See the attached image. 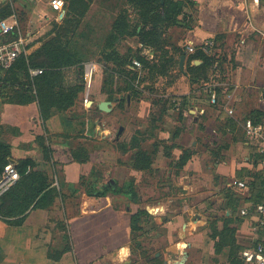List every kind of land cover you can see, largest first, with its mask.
<instances>
[{
  "label": "crops",
  "instance_id": "0c3cea01",
  "mask_svg": "<svg viewBox=\"0 0 264 264\" xmlns=\"http://www.w3.org/2000/svg\"><path fill=\"white\" fill-rule=\"evenodd\" d=\"M184 1L187 4L185 11L188 20H184L186 24L181 26L183 35L178 40V45L183 42L186 45L193 42L200 47L208 40L213 41L214 46L212 51L207 53L208 56L213 57L211 54L215 49L218 52L216 59L224 60V66L219 71L222 78L216 82L222 84L216 87L217 91L225 87L223 91L218 92V95L223 94L221 100L227 96L231 97L232 105L235 107V118L253 110L264 113V0ZM48 3L51 11L58 13L59 18L66 11L65 9L60 13L52 8L50 0ZM45 16L48 18L50 15L46 13ZM20 31L28 41L21 24ZM199 50L206 54L201 48H198L196 52ZM190 54L186 52L185 70ZM196 60L200 61L199 64L203 62L202 59H194V65H199L195 63ZM182 75L188 83L184 82V91L180 93L187 97L186 95L191 91L189 83L191 80L188 74ZM205 84H208V89L205 88L209 93V98L190 94L186 99L189 112L196 114L194 117L196 123L197 121L200 123L205 118L204 116H208L204 114L205 110L212 105L210 99L215 84L209 82ZM101 85L102 79L96 82L95 78L93 79L90 88V99L93 104L91 108H95L93 110H96L100 101L106 100L103 97ZM121 95L125 96V94ZM116 104L118 103L112 101L113 109L116 108L114 106ZM131 106L130 101L124 112L127 114L131 112ZM224 111L230 117L225 109ZM68 112V110H53L52 115L44 120L38 101L25 104L0 102V140L12 146L15 164L20 159L29 157L36 162L33 170H40L41 160L37 159L32 152L37 151V147H41L37 140L38 136H44L55 158L51 163L55 174L53 176L48 174L51 181L49 188L54 187L57 191L53 193V196L43 198L37 204L31 205L24 214L0 218V264H110V262L115 263L125 259L130 252L131 215L138 211L135 207L137 202L131 201L124 194L114 192H108L105 197L93 199L87 195V183L94 179L91 173L95 170L96 175L98 174V183L113 178L111 176L116 173L122 176L129 174V176L121 177L122 183L119 185H122L134 177L133 170L136 169L131 164L120 161V153L116 148L112 154L99 149V142L102 143L101 139L105 137L102 130L98 129L100 125H103L102 122L96 121V126H93L91 132L88 117L83 119L82 115ZM243 121L241 128L244 132V144L253 151L244 156L242 162V165H248L249 168L246 166L245 170H243L244 167L237 172L241 173L239 179H249V176L259 169L254 166L257 152L253 141L249 139L242 126ZM127 134L128 128L126 127L120 138L115 137V144L123 142ZM88 141L93 144L91 145ZM31 143L33 146L30 145ZM81 147L88 151L89 159L83 160L82 157L78 159L74 156L76 150ZM95 148L96 151H101L100 156L96 155L98 157L96 160L93 159ZM110 155L114 161L110 160ZM199 159V156H194L188 163L194 165ZM55 160L58 163H54ZM215 165L217 172L221 173L223 164L215 163ZM56 167L60 168L59 174L55 172ZM230 171L232 181L229 185L233 186L238 179L235 176L236 167H234V172L233 166ZM118 177L113 179L118 181ZM185 186L183 185V188ZM186 195L187 199L193 198L195 196L193 189H189ZM248 202L250 201L243 204ZM158 203L160 205L156 207L162 208L158 211H162L161 214L167 218L169 207L166 204L163 205L161 201ZM177 205H181L182 209L174 214L173 219H183V217L187 219L186 214H190L189 220H184L182 223V237L189 236L190 247L187 243V249H183L179 258L181 259L184 251H187L188 256L184 264H218L213 260L214 243L209 242L207 231L199 232L202 230L199 226L204 223L205 217L199 213L195 217L191 216L197 209L193 202ZM231 213L229 209L226 211V215ZM169 222H172L171 217ZM64 223L71 236L72 249L63 252L64 247H60L58 249L61 250L56 251L61 252L58 255L54 253V248L56 243L62 244L61 232L66 231ZM255 225L254 219L244 218L239 230L241 232L245 229L247 232L245 237L252 239V243L261 235L258 230H255Z\"/></svg>",
  "mask_w": 264,
  "mask_h": 264
},
{
  "label": "rangeland",
  "instance_id": "374dc122",
  "mask_svg": "<svg viewBox=\"0 0 264 264\" xmlns=\"http://www.w3.org/2000/svg\"><path fill=\"white\" fill-rule=\"evenodd\" d=\"M85 1L91 3V6L88 12L81 17V25L78 33L75 34L78 35L76 37L77 42H73V47L78 51L81 50L86 56L85 65L87 63L96 65L93 77L95 82L102 79L101 86H103V80L107 73H111L114 69L118 71L115 72L114 78L116 94L119 96L125 94V87L127 85L131 87L132 83L134 87L137 85L136 87L142 92L135 95L131 112L128 114L124 112L121 106L117 107L118 104L114 105L116 108L110 112L93 110L95 108H91L92 100L90 99L91 101L85 104L83 93L79 95L76 104L68 109V113H77L82 115L83 119L88 117L89 123L93 126H96V121L102 122L103 125H100L98 129L102 130L105 137L101 139L102 143L99 142V149L112 154L116 148L120 153V161L122 162L131 164L133 161L137 150V148H131L133 139L139 141L141 147L152 154L149 167L133 170V178L136 179L140 196L135 207L138 210L146 209L151 217L142 215L137 220L136 224L141 225V228L131 230L130 254H127L125 259L115 263L110 262V264H151L150 259L153 257L161 258L166 264H174L179 261V256L183 249H187L189 242V236L182 237V223L184 220H189L190 214H186L187 219L186 217L183 219L173 218L174 214L182 209V206L177 204H192V202L197 206V209L195 208L196 211L191 216L195 217L199 213L205 217L204 223L199 226L202 228L199 232L207 231L209 242L214 243L213 260L218 264H230L228 254L231 247L225 245L221 251L216 250L215 243L217 240L211 236L215 225L220 229L227 225L230 228H237L236 243L232 244V249L237 255V264H244L242 251L249 243V245L252 244V239L245 237L247 235L245 229L239 232L243 221H228L223 214L227 207L231 206V202L228 204V200L232 201L230 198L232 197L231 186L229 185L232 181L230 170L233 166L234 172V167H236L235 176L239 178L241 173L237 171H241L244 167L243 170L249 168L248 165H242L244 156L253 151L244 144L241 122L246 114L238 115L237 118H235L236 114L229 117L222 105L212 104L209 109L205 110L207 113L204 114L208 116H204L205 118L200 123L199 121L196 123L194 121L196 114H191L188 104L186 106L183 104L184 101H188L184 100L185 94L180 92L184 91V82L186 84L188 80L180 72L177 59H179L180 51L187 49V45L184 42L178 45L177 42L183 35L181 26L186 24L184 20H188L187 12L185 11L179 16L181 24L169 27L160 25V31L163 33L161 32L162 35L159 36V43L157 44L145 43L142 36L139 35L126 34L116 40L113 48H109V46L106 48L107 51L116 49L121 56H119V60L123 62L127 58L129 59L131 55L139 57L142 66L138 69L133 67L132 62L129 67L128 65L120 66L118 62L113 60H104V54L101 51L105 49L103 40L109 32L113 20L126 10L127 16L135 21L138 17L136 10L129 5L128 0ZM48 2L49 0H0V7L8 4L13 7V14L7 18L15 15L28 37V44L33 43L28 49V53L41 46L39 39L46 38V33L52 28L53 23L60 22L67 13L66 9L59 18L58 13L51 11ZM66 8H68V3H66ZM81 8L82 4L77 13ZM46 13L50 15L48 18L45 16ZM75 14L76 11L71 12V15ZM136 21L133 22V25ZM141 27L138 26V31L141 30ZM217 53L214 49L211 55L216 58ZM192 58L193 53L190 54L189 64H193ZM170 59L173 63L169 62ZM145 62H149L151 65L158 64L157 72L147 68ZM166 62L169 64L164 68L162 64ZM121 68H125L127 71L132 70V74H137L136 79H132L133 75L120 73ZM215 68L216 70L210 74L208 79L202 78L198 84L189 82L191 96L209 98L206 82L215 84L214 87L222 85L216 83L222 78L221 73H219L221 66H215ZM67 76L69 81L74 80V71L70 70ZM24 80L26 79L24 78ZM143 82L145 83L143 84ZM145 84H150L151 88L146 89ZM102 94L107 99L106 91H103ZM190 94L186 96L188 97ZM5 97L7 96L0 97V102L5 101ZM113 102L117 103V101ZM94 106L96 105L94 104ZM120 125L128 128V134L123 138V142L115 144L114 139ZM99 136L101 137V135ZM88 143L93 144L91 141ZM36 150L32 153L41 160L39 169H45L47 175L53 176L55 174L51 165L52 159H55L53 152L49 160V155L45 154L41 147H37ZM93 153H95L93 155L94 160L98 158L97 154L101 155V151H96V148ZM183 154L188 155V158L186 163L181 165L179 161ZM194 156H199L200 159L194 165L188 163ZM110 160L114 161L112 155H110ZM54 163H58V161L55 160ZM215 163L223 164L221 173L217 172ZM55 170L59 174L60 168L56 167ZM125 175L129 176L127 173ZM125 175L116 173L111 177L119 176L118 181L122 183L121 177ZM183 185H186L185 188ZM189 189H193L195 195L191 199L186 198ZM159 201L169 207L166 217L169 220L171 217L172 222L165 221L163 214H161L162 211H156V206L160 205ZM158 209L162 210L161 207ZM214 215H217V218H214ZM61 233L62 244L56 243L54 253L61 250L58 248L64 247L66 244L67 232Z\"/></svg>",
  "mask_w": 264,
  "mask_h": 264
},
{
  "label": "trees",
  "instance_id": "16d2710c",
  "mask_svg": "<svg viewBox=\"0 0 264 264\" xmlns=\"http://www.w3.org/2000/svg\"><path fill=\"white\" fill-rule=\"evenodd\" d=\"M64 1L65 9H67L66 15L60 22L53 23L52 28L46 33V38L39 39L41 46L32 50L31 53H22L17 57L10 68H0V74H2V78L0 79V97L3 98V96H7L5 97V101L2 102L25 104L38 101L41 116L44 120H47L52 115L53 110L65 111L70 109L76 104L79 95L85 91L84 70L87 58L81 50L78 51L73 47V42H77L76 37L78 35L75 34L78 33V29L81 25V17L88 12L91 3L85 0ZM127 2L138 14L136 18L137 21L135 19V25H133L135 21H132L129 16H127L128 13L126 10L121 12L113 20L111 28L103 40L105 49L101 51L104 54V60H113L118 62L120 66L128 65L130 67L129 64L134 58H138L139 60L140 58L131 55L129 59L127 58V60L123 62L119 60L121 56L116 49H109L111 51H107L106 48L108 46L109 48H113L116 40L126 34L142 36V40L145 43H159L158 38L163 33L160 31V25L162 24V26L169 27L181 24L179 16L185 12L187 4L184 0H128ZM66 3H68V8H66ZM81 4L82 8L79 13H77ZM73 11H76L75 15H71ZM13 12V7L10 4L0 7V20L7 18L13 14ZM138 26H142L139 31ZM17 37V32L7 35L0 33V44ZM32 45L33 43L28 44L27 41V51ZM184 54L186 55L185 51H180L179 53V59H177V65L179 67L180 57ZM194 59H202L203 62L199 65L188 63L185 71L180 67V72L182 74H188L192 83H198L202 78L208 79L210 74L216 70L215 66L217 60L219 62L218 66H221V70L224 66V60L222 58L216 59L215 57L204 54L200 50L193 53V58L191 60L193 61ZM169 62L173 63L171 59ZM167 64L169 63H163L162 66L166 68ZM145 66L155 73L157 72L156 69L159 68L158 64L151 65L149 62H145ZM31 68H41L43 72L39 75L32 76L30 73ZM70 70L74 71V80L72 81H69L67 76ZM115 72L118 71L112 69L111 73H107L106 78L103 80L102 92L106 91L108 94L106 100L117 101L118 107L121 106L125 110L128 103L127 95H130V101L133 103L135 95L140 94L142 91L136 87L137 85L134 87L132 83V88L129 87V85L125 87V98H120L114 91ZM120 73L133 75V80L137 77V74H132V70L130 69L127 71V69L121 68ZM24 78L26 80H24ZM144 83L145 82H143V84ZM224 89L225 87H221L219 91L221 92ZM119 93L121 94L122 92ZM222 95L219 94L220 102L216 105H222ZM186 99L187 97H184V100ZM183 104L186 106L187 102L184 101ZM96 110H99L98 107H96ZM263 116L264 113L262 111L253 110L246 114L244 119L250 118L254 123H258L262 121ZM92 129L93 125L90 126L91 132ZM37 140L40 142L41 148L45 154L47 153L49 155L48 158L50 160L53 152L51 146L49 144L47 145L44 136H38ZM131 144V148H137L131 165L138 170L149 167L151 165L152 154L148 150L142 148L139 141L133 139ZM74 156L78 159L83 158V160L90 158L88 151L84 150L82 147L76 150ZM262 157V155L256 154L255 167ZM10 158H13L12 146L0 140V172L10 162ZM187 158L188 155L185 156L183 154L179 161L180 164L184 165ZM15 165L20 173V179L7 193L0 197V218L24 214L31 205L37 204L38 201L41 199L43 200V198L47 199L53 196V193L56 191L54 187L49 188L51 181L44 170H33V167L36 166V162L32 158L27 157L20 159ZM91 177H94V179L87 183V195L93 199H99L105 197L108 192H114L124 194L134 202L140 200L134 178L119 185L117 180H115V183H110V179L98 183V174L96 175L95 170L92 171ZM249 185V196L242 194L236 187L231 186L230 190L232 197L230 198L232 201H230V199L228 200V204L231 202V206L227 207L223 214L228 221L234 220L242 222L244 220V217L240 216V208L244 202L252 201L253 203H257L264 200V173L262 170L255 171L249 176ZM228 209L232 212L230 215H226ZM142 215L151 217L146 209L136 211L131 215V230L141 228V225H137L136 222ZM214 218H217V215H214ZM164 219L165 221L169 220L168 218ZM64 229L67 232V240L63 252L72 249L71 236L68 233V228L65 223ZM236 231L237 228H230L227 225H224L222 229L215 225L211 234V236L217 240L215 243L216 250L221 251L225 245L231 247L228 254L230 264H237L238 260L237 255L232 249L234 242L236 243ZM260 234V237L254 241L253 244L259 242L264 237L263 231H261ZM246 247L247 246H245L244 249ZM56 253H58V255L61 254V252ZM150 263L166 264L159 257H153L150 259Z\"/></svg>",
  "mask_w": 264,
  "mask_h": 264
},
{
  "label": "built area",
  "instance_id": "2783aa9c",
  "mask_svg": "<svg viewBox=\"0 0 264 264\" xmlns=\"http://www.w3.org/2000/svg\"><path fill=\"white\" fill-rule=\"evenodd\" d=\"M50 5L52 8L60 13L65 11V1L64 0H50ZM18 33V37L10 41H5L0 44V68L8 69L15 62L17 57L22 53H27V38L20 31L19 20L15 15L0 20V33L3 35ZM213 41L208 40L206 43L200 47L193 42L187 45V52L194 53L198 48H201L206 53H210L213 49ZM133 67L140 69L141 61L137 58L132 60ZM219 62H216L218 66ZM96 65H91L90 63L85 65L84 70V81H85V91H84V103L90 100V88L93 82L94 69ZM43 72L41 68H31L30 73L32 76L39 75ZM211 103L213 105L218 104L219 95L216 87H213L211 92ZM223 107L229 115L234 116L235 107L232 105V99L230 96L223 99ZM242 126L249 137L253 141L256 148V152L262 155V159L259 160L256 167L262 170L264 173V117L261 122L254 123L252 119H245ZM255 163V161H254ZM255 167V168H256ZM20 179V173L15 165V163L9 162L4 169L0 172V197L7 193ZM233 186L244 195L250 194L249 179L238 178ZM240 216L244 218H252L256 222L255 230L259 232H264V200L261 202L253 203L248 202L240 208ZM242 258L245 264H264V237L257 243L247 246L242 251Z\"/></svg>",
  "mask_w": 264,
  "mask_h": 264
},
{
  "label": "water",
  "instance_id": "95a60500",
  "mask_svg": "<svg viewBox=\"0 0 264 264\" xmlns=\"http://www.w3.org/2000/svg\"><path fill=\"white\" fill-rule=\"evenodd\" d=\"M185 60H186V55H181L180 57V67L183 71H185L184 69V63H185ZM196 64H199L200 61L199 60H196L195 61ZM2 78V74H0V79ZM145 87L146 88H151V85L150 84H145ZM125 96L124 95H121V98H124ZM127 98H128V102H130V95H127ZM98 107L100 110L102 111H105V112H110L112 111V101L110 100H102L98 103ZM124 126L121 125L118 129V132L116 134V138H120L121 134L124 132ZM10 162L12 163H16V160L13 159V158H10ZM110 183H115V179L113 178H110ZM188 247H190V243H188ZM188 256V253L187 251H184V256L179 260V261H176L174 264H184L185 260H186V257ZM168 262V261H167Z\"/></svg>",
  "mask_w": 264,
  "mask_h": 264
},
{
  "label": "bare ground",
  "instance_id": "6f19581e",
  "mask_svg": "<svg viewBox=\"0 0 264 264\" xmlns=\"http://www.w3.org/2000/svg\"><path fill=\"white\" fill-rule=\"evenodd\" d=\"M158 210H159V209L157 208L156 211H158ZM123 251H125V250H123ZM126 252H127V251H126ZM121 254H122V253H121ZM126 254H127V253H126ZM129 254H130V253H129Z\"/></svg>",
  "mask_w": 264,
  "mask_h": 264
},
{
  "label": "flooded vegetation",
  "instance_id": "af4514ba",
  "mask_svg": "<svg viewBox=\"0 0 264 264\" xmlns=\"http://www.w3.org/2000/svg\"><path fill=\"white\" fill-rule=\"evenodd\" d=\"M119 129V128H118ZM117 132H118V130H117ZM117 134V133H116Z\"/></svg>",
  "mask_w": 264,
  "mask_h": 264
}]
</instances>
